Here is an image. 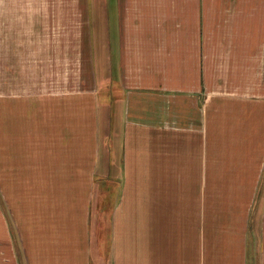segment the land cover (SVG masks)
<instances>
[{"label":"crops","instance_id":"obj_1","mask_svg":"<svg viewBox=\"0 0 264 264\" xmlns=\"http://www.w3.org/2000/svg\"><path fill=\"white\" fill-rule=\"evenodd\" d=\"M29 4L0 0V264H264L261 234L243 221L264 192V56L249 43L227 49L212 33V17L264 16V0H107L120 17L108 57V87L120 99L107 120L106 174L118 194L105 243L92 219H68L66 179L84 166L75 154L68 167L67 145L82 153L84 139L60 119L74 91L66 65L51 64L33 38ZM93 144L84 165L96 177ZM229 193L242 208L237 227L205 232L212 200L227 204ZM127 199L137 227L123 221L118 232Z\"/></svg>","mask_w":264,"mask_h":264},{"label":"rangeland","instance_id":"obj_2","mask_svg":"<svg viewBox=\"0 0 264 264\" xmlns=\"http://www.w3.org/2000/svg\"><path fill=\"white\" fill-rule=\"evenodd\" d=\"M34 5L31 7L29 4L30 13L34 8L36 14L37 28L35 27L33 38L36 42L44 41L45 44L41 47V51L50 55L51 64L54 61L57 63L61 61V67L63 64L66 65L68 89L74 91L68 94L64 110L60 107V119L67 123L68 136L74 137L76 128H79L78 136L81 135L84 139L81 143L83 145L80 146L83 148L82 153L75 146V142H68L67 145L68 167L71 166L75 154L79 155V161L84 166L83 176L72 173L66 179V187L68 185L69 189H73V191H65L68 219H92V231L99 238L98 242L105 243L107 219L118 187L110 183L106 174L107 120L110 113L109 108L117 107L120 99V96L116 94L117 90L108 87L110 77L108 57L111 55V60L113 59L112 43L118 39L120 17H115L114 20V12L116 13L117 10H111L109 13L107 0H34ZM213 23L215 25L212 32L213 38L224 39L227 49L241 45V43H249L254 46L252 47L253 53L259 57L264 56V16L212 17V26ZM216 24L221 26H216ZM219 32L224 33L218 36ZM226 47L223 49L225 50ZM59 56L60 59H58ZM114 56H117V48H115ZM95 77L99 81L96 82L100 84L97 96L90 92L94 89L92 82L96 80ZM82 87L88 90L75 93V90ZM94 100L97 103L96 106ZM57 102L58 100L55 103L51 102L52 107ZM41 103H43L42 98L35 99L33 111L36 112L33 113V120L36 122L42 121ZM61 103L63 104L62 101ZM56 108L58 109V106ZM52 113L54 112H50V115L53 119L55 113L53 115ZM56 118L58 119V112ZM97 130H99V135L96 137ZM90 141L96 143L97 151L99 148V173L96 177H92L90 170L84 165L86 162L85 149L90 150L94 147ZM96 148L93 154L96 153ZM25 155H16L22 163L21 168L26 166L27 159L23 158ZM29 162L33 163L32 160ZM92 187L94 191H91ZM229 196L232 194L229 193ZM234 196L235 193L227 204L221 203L224 199L220 202L212 200L211 209H207L211 212V216L206 222V224L210 223L211 229L205 225V232L230 231L237 227L240 219L236 218L242 215V208L237 206V203L234 205ZM76 203H79L80 207H74ZM128 206L129 203L125 206L123 201L117 209L115 219L118 232L123 221L126 227H131V231L137 227L138 206L136 204L137 207H134V214L129 213L130 206ZM249 211L250 219H243V221L248 220V230L251 234L257 231L261 234L259 246L264 247V192L257 193L256 202H253ZM128 247L134 248V245L131 244Z\"/></svg>","mask_w":264,"mask_h":264}]
</instances>
